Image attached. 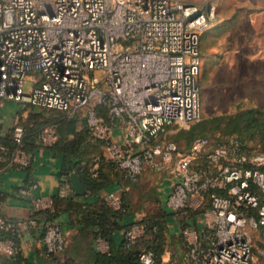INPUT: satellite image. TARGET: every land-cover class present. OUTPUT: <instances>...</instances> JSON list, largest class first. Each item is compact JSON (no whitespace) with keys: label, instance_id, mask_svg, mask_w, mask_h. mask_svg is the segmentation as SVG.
Returning <instances> with one entry per match:
<instances>
[{"label":"built area","instance_id":"1","mask_svg":"<svg viewBox=\"0 0 264 264\" xmlns=\"http://www.w3.org/2000/svg\"><path fill=\"white\" fill-rule=\"evenodd\" d=\"M214 11L210 1L0 0V106L13 100L80 113L127 178L136 180L148 167L174 177L166 205L181 221L194 199L207 201L211 215L202 233L187 241L186 264H255L248 231L264 236V152L234 135L209 150L204 139L181 149L166 137L171 127L201 117L200 34ZM9 129L15 147L7 158L9 146L0 142V161L26 167L35 155L23 149L27 132L19 115ZM115 129L121 141L114 140ZM34 133L50 145L55 123ZM36 188L33 180L18 188L32 210L51 201L35 198ZM106 199L120 206V199ZM33 223L0 215V230ZM144 230L142 222L131 224L126 245ZM41 240L46 255L66 243L55 220L43 223ZM14 251L13 239L0 238V252ZM138 259L156 264L152 249H142Z\"/></svg>","mask_w":264,"mask_h":264},{"label":"crops","instance_id":"2","mask_svg":"<svg viewBox=\"0 0 264 264\" xmlns=\"http://www.w3.org/2000/svg\"><path fill=\"white\" fill-rule=\"evenodd\" d=\"M4 105L0 109L1 134L8 132L14 117L18 116V110L7 113L3 110ZM20 116L25 119L29 115ZM76 126L78 130H81L84 126L83 120L78 119ZM115 133L118 136H114V140L121 141L119 129H115ZM87 140L86 138L79 143L77 151L81 154V158L91 156L88 164L92 171V179H84L75 169L68 170L69 166L63 153L54 151L43 144L35 148L34 159L27 171L8 161L0 162V215L13 221L31 219L34 222L29 226L31 228L23 229L18 243L19 256L12 258L0 252V264H95L97 251H105L110 245L115 250L118 249L126 224L140 223L145 218L160 220V236L154 243L161 262L186 264L184 255L187 241L202 233L206 227L205 218L211 215L207 201L199 204L194 199L190 214L183 221L177 219L172 209L166 205V196L174 177L148 167L136 180H131L100 158L101 156L106 158L103 144L91 140V144L88 145ZM78 159V156L73 157L74 162L84 164L83 160ZM71 171H75L80 177L85 187L83 193H77L70 181H68L70 189L64 187L63 183H66L64 177ZM27 180L37 183L33 195L44 201H49L52 196L60 195L67 196L83 206L96 207L102 199L113 196L115 201H118L120 197L126 199L129 209L121 225L113 232L112 242L109 244L101 236L95 239L94 227L79 222L76 210L62 209L61 201H57L56 207L59 209L54 220L60 224L65 234L66 246L62 252L47 256L44 254L41 240L42 227L36 224L31 216L32 207L28 198L18 192V188ZM151 237L152 235L148 234V238Z\"/></svg>","mask_w":264,"mask_h":264},{"label":"rangeland","instance_id":"3","mask_svg":"<svg viewBox=\"0 0 264 264\" xmlns=\"http://www.w3.org/2000/svg\"><path fill=\"white\" fill-rule=\"evenodd\" d=\"M188 1L215 5L214 17L200 34L201 117L187 126L171 127L166 137L188 147L193 138L203 136L208 147H215L231 135L227 122L233 112L264 105V0ZM29 84L26 80V90ZM4 103L7 113L21 110V115H31L39 109L24 101ZM246 139L253 150L264 152L258 135ZM248 233L255 264H264V236L258 229Z\"/></svg>","mask_w":264,"mask_h":264},{"label":"trees","instance_id":"4","mask_svg":"<svg viewBox=\"0 0 264 264\" xmlns=\"http://www.w3.org/2000/svg\"><path fill=\"white\" fill-rule=\"evenodd\" d=\"M28 105L33 107L30 104ZM38 110H32L31 115H29L25 119L20 116L21 110L17 111V114H20V122L25 126L27 132V136L24 140L23 149L34 153L35 148L38 145H41V143H39L35 138V130L45 125L46 123L53 121L55 123V140L52 144L45 146L51 148L54 151H61L63 153L64 159L69 166L67 167L68 170L75 169V171L77 173H80V175L84 179H92V171H90V165L88 164L91 160V156H82L81 158V154H79V152L77 151V146L81 141L86 138L88 139V145L91 144L92 140L98 141L104 146L103 141L88 133L85 125V120L80 113H77L74 116H67L63 111L57 109L43 108ZM231 115L233 116H230L227 122V130L229 133H231V135L240 137L249 145L246 137L251 138L253 135L256 134L259 136V139L261 140V145L264 147V105H253L244 107L233 112ZM78 119L83 120L84 126L81 130H78L76 126V122ZM9 131L10 129L6 134L0 133V142L9 146V150L7 151V153H5V155H7V158L8 155L12 153V150L15 147L14 142L10 138ZM242 132H246L247 135L242 134ZM228 136H230V134L226 135V138ZM197 139L205 140L206 150L213 148L207 146V138L203 136L197 137L195 139L193 138L188 147H180L179 144L176 143V141L172 139L170 140L174 141L181 149H189L192 143ZM249 147L251 148L250 145ZM76 156H78L79 161L83 160L84 164L81 165V163L78 164L77 161L74 162L73 157ZM100 158L105 162L107 161V163L110 164V166L113 167L115 170H118L115 167L114 162L108 157L107 153V160L105 156H101ZM29 166L30 164L26 167H23V169L27 171L29 169ZM262 169L264 172V166L262 167ZM28 183L29 180H27L23 185H27ZM50 200V204L47 207L32 210L31 216L36 221V224L42 227L45 221L54 220L56 212L59 209L56 207L57 201H61L63 205V207H61L62 209L73 208L74 210H76V216L79 222H82L83 224H90L94 227L96 234L95 239L101 236L106 242H109V244L110 242H112L111 240L113 232L121 225V221L123 217L127 214V211L129 209L128 202L123 197H120V206L117 208L110 206L107 199H102L100 204L96 207L83 206V204H78L73 199L67 196H52ZM3 218L8 221L15 222V220L13 221L5 217ZM141 222L145 224V230L140 235L136 236L128 246L126 245V241L123 236V239L119 243L120 245L118 249L115 250L110 245L109 248L105 251H97V258L95 264H141L138 259V254L142 249H152L156 256V264H164L160 260L157 246H155L154 243L157 239H159L160 236V220L157 218H145L142 219ZM130 226V224H126L124 227V232ZM23 231L24 230H17L14 226L6 230H0V238H10L15 241V251L13 254L8 256L12 258H17L19 256L18 243ZM148 234H151L152 237L148 238ZM65 246L61 251L56 253H50L47 256H54L62 252L65 249Z\"/></svg>","mask_w":264,"mask_h":264},{"label":"water","instance_id":"5","mask_svg":"<svg viewBox=\"0 0 264 264\" xmlns=\"http://www.w3.org/2000/svg\"><path fill=\"white\" fill-rule=\"evenodd\" d=\"M65 179L66 181L71 182L73 188L77 193H83L85 191V187L82 184L80 177L75 171H71Z\"/></svg>","mask_w":264,"mask_h":264}]
</instances>
